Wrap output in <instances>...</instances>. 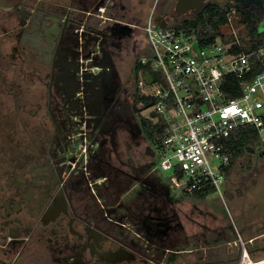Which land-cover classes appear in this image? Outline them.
<instances>
[{
	"label": "flooded vegetation",
	"instance_id": "af4514ba",
	"mask_svg": "<svg viewBox=\"0 0 264 264\" xmlns=\"http://www.w3.org/2000/svg\"><path fill=\"white\" fill-rule=\"evenodd\" d=\"M142 2L0 0V264H241L244 249L255 263L264 253L263 235L223 248L217 215L173 199L120 66L146 45ZM160 2L148 18L196 12Z\"/></svg>",
	"mask_w": 264,
	"mask_h": 264
},
{
	"label": "built area",
	"instance_id": "2783aa9c",
	"mask_svg": "<svg viewBox=\"0 0 264 264\" xmlns=\"http://www.w3.org/2000/svg\"><path fill=\"white\" fill-rule=\"evenodd\" d=\"M228 6L226 21L214 41L178 23L161 27L152 16L144 27L147 42L137 64L148 68L138 71L137 83L141 96L155 103L145 108L141 100L137 105L142 115L153 111L167 126L158 147V168L170 172L165 179L180 194L204 189L221 193L226 180L223 168L230 161L223 140L240 126H255L260 134L264 129V69L250 80L243 79L264 65V46L241 49L246 27L239 22L236 5ZM151 69L164 74L165 88L146 87L157 80ZM146 71L153 77L151 83L146 81ZM239 86L240 95L228 96V89ZM250 261L244 249L241 264Z\"/></svg>",
	"mask_w": 264,
	"mask_h": 264
},
{
	"label": "rangeland",
	"instance_id": "374dc122",
	"mask_svg": "<svg viewBox=\"0 0 264 264\" xmlns=\"http://www.w3.org/2000/svg\"><path fill=\"white\" fill-rule=\"evenodd\" d=\"M142 8L138 12L143 25L147 23L148 16L152 8L161 0H142ZM161 6V5H160ZM166 10V9H165ZM161 8L157 7L156 15ZM164 12V11H163ZM143 51V49L141 50ZM137 56L125 57L124 63L120 66L124 68V76L138 87L137 81L131 76L132 68L142 53ZM121 59V58H120ZM153 71V69H151ZM157 80L155 83L148 84V89L157 86L165 88L166 80L164 74L153 71ZM149 110L145 114H148ZM262 141L255 147V153L251 155V163L246 162L241 166L237 164L230 177L226 178L221 184V193L217 190L210 192L205 198H194L192 195L180 194L173 191L176 204L183 206L195 216L202 213L212 212L217 215L218 222L222 225L218 241L224 243L223 248L231 247L229 241L234 240L238 245H246L247 239L255 235H263L264 238V129L261 131ZM156 161L160 162V149L155 145ZM165 178L169 177V171H162ZM204 217H200L202 219ZM209 220V219H208ZM260 240V239H259ZM264 259V253H257L255 261Z\"/></svg>",
	"mask_w": 264,
	"mask_h": 264
},
{
	"label": "trees",
	"instance_id": "16d2710c",
	"mask_svg": "<svg viewBox=\"0 0 264 264\" xmlns=\"http://www.w3.org/2000/svg\"><path fill=\"white\" fill-rule=\"evenodd\" d=\"M231 4L236 5L239 11V22L245 24V29L242 30L243 42L245 45L241 47L243 50L255 49L264 46V0L262 9L244 8L240 0H231ZM227 7H222L214 4L211 1L207 2L200 10L196 11L191 17H186L178 22V26L186 29L187 31L200 32L201 37L214 41L219 33L220 27L226 21ZM240 49V48H239ZM147 69V66L138 64L137 72L141 69ZM264 69L263 64H259L255 70L246 75L243 79L250 80L260 70ZM236 81V78L229 77ZM242 90L228 89V96H238ZM145 101V108L153 105L155 100L148 97H143L140 91L135 93V103ZM140 110V109H139ZM143 122L145 134L149 140L158 147H160L164 136L167 134L168 129L166 124L161 118H158L155 112L151 111L149 116L143 115ZM259 130L252 125H245L236 128L228 137L223 140L225 147L228 150L230 157L229 163L223 168L225 177L228 178L235 170L237 164L241 166L246 162L251 163V155L255 153V147L261 140ZM261 143V142H260ZM212 189H204L195 191L191 195L195 198H205Z\"/></svg>",
	"mask_w": 264,
	"mask_h": 264
},
{
	"label": "water",
	"instance_id": "95a60500",
	"mask_svg": "<svg viewBox=\"0 0 264 264\" xmlns=\"http://www.w3.org/2000/svg\"><path fill=\"white\" fill-rule=\"evenodd\" d=\"M206 0H177L176 2V12L177 14H186L190 10L198 11L200 10ZM244 8H248L253 4L256 5H263L262 0H240ZM213 3H219L222 7H225L229 4V0H213ZM161 27H165L167 22L165 19L159 18L158 19ZM146 81L151 83L153 81V77L149 71L145 72ZM256 264H264V259L262 261L257 262Z\"/></svg>",
	"mask_w": 264,
	"mask_h": 264
},
{
	"label": "bare ground",
	"instance_id": "6f19581e",
	"mask_svg": "<svg viewBox=\"0 0 264 264\" xmlns=\"http://www.w3.org/2000/svg\"><path fill=\"white\" fill-rule=\"evenodd\" d=\"M249 264H256L253 260L249 262Z\"/></svg>",
	"mask_w": 264,
	"mask_h": 264
}]
</instances>
